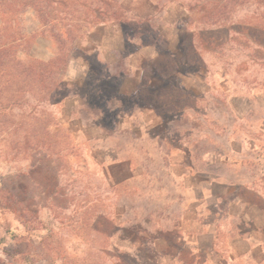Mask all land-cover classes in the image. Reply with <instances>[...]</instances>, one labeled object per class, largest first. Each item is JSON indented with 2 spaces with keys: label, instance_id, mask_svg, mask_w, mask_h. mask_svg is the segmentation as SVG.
I'll return each instance as SVG.
<instances>
[{
  "label": "rangeland",
  "instance_id": "1",
  "mask_svg": "<svg viewBox=\"0 0 264 264\" xmlns=\"http://www.w3.org/2000/svg\"><path fill=\"white\" fill-rule=\"evenodd\" d=\"M205 1L0 7V264H176L186 248L151 223L180 196L173 165L201 173L200 215L222 211L231 233L245 230L236 200L264 209V54L233 34L264 9L225 0L227 15L200 24ZM94 10L108 26L92 32ZM224 236L197 248L264 264L256 251L229 261Z\"/></svg>",
  "mask_w": 264,
  "mask_h": 264
},
{
  "label": "crops",
  "instance_id": "2",
  "mask_svg": "<svg viewBox=\"0 0 264 264\" xmlns=\"http://www.w3.org/2000/svg\"><path fill=\"white\" fill-rule=\"evenodd\" d=\"M105 25L106 24L98 25L91 31L93 32L95 30H98L99 26L104 28L108 26ZM173 166L176 168L181 167V173L174 175L169 172L168 178L171 177L173 182L176 181L175 184L181 187L180 196L178 198L173 197L172 199L174 202L172 204H170L167 200L164 205L165 207H167L166 217H156L157 220L151 223L156 225L155 233L158 232L159 234H164V238L162 239L180 241V243H182L181 248H186V253H182V250L181 252H177L175 254L174 259L176 264H183L184 262L183 260H181V258H178L179 256H182L183 258L186 257L189 264H214L212 263L214 261L211 257L216 256L217 262H215V264H224V262L221 263L218 259L221 256L219 253L213 252L212 249L209 251V253H205L201 249L197 248L199 241H201L205 237V235L209 233L210 235H212L211 239L213 241H217L220 238L221 234L225 235L224 237L227 238V241L229 238L231 239L228 243L229 252L227 253V258L229 259V261L236 259V256L240 255L254 257V251H256V253L264 252V222L260 223L253 215V211L256 210L261 214V219H264V209L262 210V208H255L252 199L249 201L244 199L236 200L234 205L235 207H238L242 210V214L240 215V217L238 216V218L241 219L242 226L245 228V230H235L233 233H231L229 231V226L226 223L227 216L225 214L223 215L222 211H217L218 215H215L213 220L211 221H207L205 217H202L200 215V208H202V206L205 204V200H203L201 196L199 197L198 195H196L199 187L203 186L205 182L199 180V178H201V173L200 175L195 174L197 173V171H194L189 166H187L186 168H184V166L182 165ZM263 167L262 172L264 171ZM103 173L104 172L102 171V174ZM194 178L196 179V181L193 182L192 179ZM211 183L221 185L224 184V181L212 179ZM116 185L118 184H115V186ZM233 185L236 186L237 184ZM249 191H251V195H253L256 199H261L259 194L255 196V192L253 190ZM190 194H192V197H190ZM228 201L229 200H225L224 204ZM128 218L129 216H125L122 221L118 222L119 231H122V229L125 228L120 226L121 223L129 226V222H127ZM144 223L148 225L146 221ZM132 225H137V222L134 221ZM239 248H241V250H239ZM223 260L225 261L224 257Z\"/></svg>",
  "mask_w": 264,
  "mask_h": 264
},
{
  "label": "trees",
  "instance_id": "3",
  "mask_svg": "<svg viewBox=\"0 0 264 264\" xmlns=\"http://www.w3.org/2000/svg\"><path fill=\"white\" fill-rule=\"evenodd\" d=\"M9 0H0V7H1V14L5 15L7 12L4 10L2 11V9H6L7 4H8ZM225 1V0H207L205 1L206 4H209L208 6H211L210 9H207V5H200V3H197L198 5H196L195 10H198L200 13L199 15H201V19H198L197 22L200 24H203L204 20H206L208 22L209 19H213V12L218 13L217 18H223L222 16L227 15L228 13L226 12L225 6L221 5L220 2ZM228 2V4H231L233 6L238 5V3L240 2V0H226ZM254 4L257 7H260L264 9V0H253ZM50 4L49 5H54V4H59L62 5L61 2H56V0H49ZM230 5V7H232ZM212 10V11H210ZM260 9H254V11L252 12V16H251V20L253 22V25L251 26V30L247 29L244 30L241 27H237L239 28V30L234 31L233 34L235 35H239V37H244L246 40H249V42L254 46L253 48V53H263L264 54V45L259 42L260 38L262 37L261 34L264 33V14H259L261 12H259ZM93 18L95 20V22H90V26H96L98 23L100 22H104V18H106V13L98 12V10H94L93 11ZM117 13L115 12H110V16L112 18H114V21L118 20V17L116 15ZM2 16V15H1ZM208 17V18H207ZM1 19L3 17H0ZM102 18V19H101ZM217 23V21L215 22ZM214 23V25H215ZM260 23V25H258ZM241 25V24H240ZM228 31H230L232 33V29H228ZM248 31H250L251 37H245L244 35H241L242 33L246 32L247 34ZM262 32V33H259ZM203 33V32H202ZM249 34V35H250ZM258 34V35H256ZM250 44V45H251ZM7 54V52H5ZM255 57V55L253 56ZM56 202V201H55Z\"/></svg>",
  "mask_w": 264,
  "mask_h": 264
}]
</instances>
